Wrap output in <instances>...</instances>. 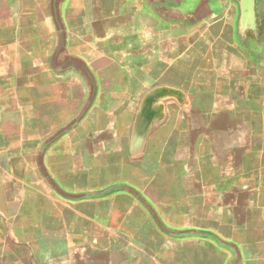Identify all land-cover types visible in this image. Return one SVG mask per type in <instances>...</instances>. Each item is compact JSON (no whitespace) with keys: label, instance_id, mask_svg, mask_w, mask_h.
<instances>
[{"label":"crops","instance_id":"1","mask_svg":"<svg viewBox=\"0 0 264 264\" xmlns=\"http://www.w3.org/2000/svg\"><path fill=\"white\" fill-rule=\"evenodd\" d=\"M86 9L63 20L71 37L76 18L89 30L85 50L66 51L87 77L42 66L36 95L30 76L10 84L16 106L1 117L20 116L29 124L17 133L38 139L0 141V185L13 203L0 209V262L264 264V0H93ZM118 79L124 87L109 89ZM206 79L210 92L201 90ZM156 85L176 91L185 146L245 171L173 175L170 143L156 140L171 128H155L141 146L132 140ZM202 115L227 121L199 124ZM172 187L183 200L171 203ZM173 206L179 216H168ZM163 223L196 235L173 238Z\"/></svg>","mask_w":264,"mask_h":264},{"label":"rangeland","instance_id":"2","mask_svg":"<svg viewBox=\"0 0 264 264\" xmlns=\"http://www.w3.org/2000/svg\"><path fill=\"white\" fill-rule=\"evenodd\" d=\"M94 1L106 3L108 0ZM92 2L93 0H0L1 142L5 138L9 141H16L19 137L25 138L27 136L32 139H38L37 136H34V134L17 133L18 126H21L22 123H25L27 126L29 124L28 121L22 122L23 119L20 116H17L16 120L11 118L6 121H4L3 117H1L6 108L7 110H11L16 106V101L13 96L14 93L10 90V84L18 85L20 77L30 76L33 79L32 82L35 83L33 84L31 94L36 95L35 85L42 83L46 79V75L42 72V66H53L61 70H73L77 71L80 75L87 77L85 70L81 69L74 59L68 57L66 51L68 52V49L73 47H78L79 50H85L88 44H86L84 40L89 34V30L83 27L81 19L76 18V20H71L73 29V36L71 37L67 32L66 22L63 18L70 14L84 13L85 10H87V6L92 4ZM49 17L51 18L50 22L53 26H49L47 24L49 23L48 20H45ZM53 45L60 46V49H58L56 54L53 53ZM119 80L120 79L111 84L109 89L119 90L121 87L123 88L124 85ZM206 82L207 84L205 83L201 90L204 92H210L214 86H212L208 79H206ZM23 86L24 84L22 85V88ZM138 87L139 86H132V89H136V91H138ZM24 90H21L22 93H24ZM139 91H141V89H139ZM169 92L170 91H168L163 85H156V87L150 91V94L152 95L145 101L139 112H136V116L133 118L135 129L132 140L136 141L141 146L144 141H147L149 136L151 137L155 128L157 130L159 127L164 128L166 126L171 129H167L166 131L164 130L161 134L158 133V138L156 139L157 141L159 140L162 142L165 140L170 143L172 151L171 157L166 155L164 158L166 163V172L170 171V168L173 175L175 174L177 176L203 172L207 174L209 178H212V176L216 178L215 176H218L221 173H230L233 171L244 172L246 169L245 166L235 167V164L232 162H227L223 165L218 164L211 157L212 154L209 153L203 157V155H200L202 150H197L190 144L185 146V142L188 143L190 141L189 135L185 134V129H183L187 123V119L186 117L174 114V109L178 107L179 101L176 98V91L174 89L170 93ZM170 94L172 96H169ZM188 104L190 105L191 103L188 102ZM196 104L197 103H195L193 107H197ZM207 104H209L208 101H201L199 102L198 107H207ZM168 110L173 112L170 117L166 115ZM226 121L227 118L222 117L214 119L203 115L198 117L199 124L214 123L222 126L226 124ZM45 124L47 129L52 128L55 124L54 118L46 116ZM49 134L50 139H55L57 137V134L55 133ZM197 138L205 143L209 141V138L204 133L200 134ZM163 143L164 142H162V144ZM199 158L201 160H199ZM17 165L18 164L15 166ZM3 167H5L4 164L1 165L2 169ZM8 167L7 171H10L11 167ZM7 176L9 177L10 174ZM0 179L4 180L3 175H0ZM180 183H184V181L180 182L179 179H176V181L174 179L172 180V184H175L176 186H179ZM1 185L0 209L7 204H13L12 202L9 203L10 200L8 201V197L6 195L7 192H5V188ZM154 191V199H156L158 205L156 209H162L163 211L164 206L166 205L163 198V191H161L158 187ZM166 193L171 203H177L179 200L184 199L183 193L178 190V187L176 189L172 187ZM111 196H113V194L109 197ZM175 211H177V209H175L174 206L172 208H168V216H179L180 213ZM162 215L163 214H161V216ZM160 220H162V217H160ZM163 224V226H161V230L167 231L168 235L173 238L185 236L187 233L188 236L196 235V230L194 229L172 228L170 226L168 227L165 223ZM204 232L207 233L206 230H204ZM0 264H3L2 261Z\"/></svg>","mask_w":264,"mask_h":264}]
</instances>
